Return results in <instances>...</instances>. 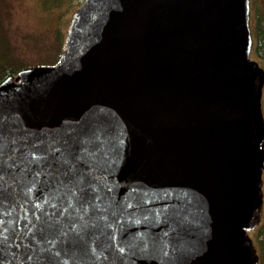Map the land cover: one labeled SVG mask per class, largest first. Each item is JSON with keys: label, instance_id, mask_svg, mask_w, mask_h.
Segmentation results:
<instances>
[{"label": "water", "instance_id": "1", "mask_svg": "<svg viewBox=\"0 0 264 264\" xmlns=\"http://www.w3.org/2000/svg\"><path fill=\"white\" fill-rule=\"evenodd\" d=\"M249 21L250 0H84L57 65L0 83V264H258Z\"/></svg>", "mask_w": 264, "mask_h": 264}, {"label": "rangeland", "instance_id": "2", "mask_svg": "<svg viewBox=\"0 0 264 264\" xmlns=\"http://www.w3.org/2000/svg\"><path fill=\"white\" fill-rule=\"evenodd\" d=\"M49 2L50 0L47 4H45L46 0H0L2 36L10 51L9 54L19 62L13 64L17 70L52 67L59 61L72 15L63 16L61 11L50 10L46 6L50 5ZM255 11H259L264 17V0H255L250 4V30L255 24ZM250 57L251 60L258 62L252 55ZM258 64L260 65V62ZM262 112L264 115V88ZM262 181L264 194V172ZM261 253L262 251L256 246L258 264H261Z\"/></svg>", "mask_w": 264, "mask_h": 264}, {"label": "trees", "instance_id": "3", "mask_svg": "<svg viewBox=\"0 0 264 264\" xmlns=\"http://www.w3.org/2000/svg\"><path fill=\"white\" fill-rule=\"evenodd\" d=\"M47 1L48 0H46L45 4H47ZM83 1L84 0H50V5L46 6H48L50 10L61 11L63 16H67L73 15L74 12L81 6ZM252 2L254 3L255 0H250V4H252ZM251 31L253 45L250 56L252 55L254 59L260 62V67L264 69V17L260 15L259 11H255V24ZM2 33L3 30H1L0 25V83L9 76L17 75V73L22 70H17L16 67H13L14 63L16 65L19 62L9 54L10 51L7 48L6 41H4ZM249 237L252 240L254 249L256 250L257 246L262 251L260 260L261 264H264V210L260 225L255 228L254 231L249 233Z\"/></svg>", "mask_w": 264, "mask_h": 264}]
</instances>
